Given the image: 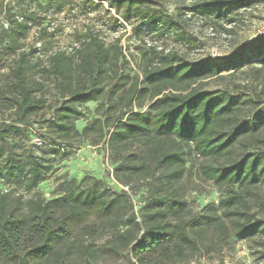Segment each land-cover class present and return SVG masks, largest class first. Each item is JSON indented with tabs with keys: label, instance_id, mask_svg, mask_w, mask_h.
<instances>
[{
	"label": "trees",
	"instance_id": "trees-1",
	"mask_svg": "<svg viewBox=\"0 0 264 264\" xmlns=\"http://www.w3.org/2000/svg\"><path fill=\"white\" fill-rule=\"evenodd\" d=\"M98 1L107 2L125 21L135 17L141 25L190 40L180 12L156 10L151 0ZM256 1L198 0L190 10L233 22L239 9ZM139 29L133 25L134 36ZM257 37L225 61L192 62L137 46L141 72L130 76L122 69L121 47L87 29L70 51H55L41 67L53 76V104L46 91L40 92L44 84L33 78V65L20 55L10 83L0 88V106L12 112V120L0 122V182L31 191L48 178L52 164L19 153L12 139L19 132L27 135L33 116L49 108L45 132L60 144L88 139L98 145L107 138L112 175L130 191L91 175L51 199L11 197L0 189V264H68L75 257L96 264L107 254H124L126 264H170L199 250L208 233L222 240L231 234L243 240L260 237L264 220L248 204L256 194L253 187L264 181V138L259 135L264 101L257 93L201 87L210 77L246 63L264 66V35ZM92 101L95 116L87 119ZM78 119L86 120L81 129L75 125ZM250 139L260 144L254 148ZM49 149L60 152L56 146ZM191 156L203 158L196 170L221 196L218 206L186 218L190 211L183 179ZM222 157L231 158L220 163ZM140 187L146 190L138 218L131 192Z\"/></svg>",
	"mask_w": 264,
	"mask_h": 264
},
{
	"label": "rangeland",
	"instance_id": "rangeland-1",
	"mask_svg": "<svg viewBox=\"0 0 264 264\" xmlns=\"http://www.w3.org/2000/svg\"><path fill=\"white\" fill-rule=\"evenodd\" d=\"M0 1V88L10 83V72L17 64L18 57L23 54L30 65H33L30 69L33 78L44 84L40 92L46 91V98L52 104L56 99L53 76L42 72L41 67L47 66L48 57L55 51H70L76 44V38L84 30L98 31L107 44L121 47L126 59L122 63V69L124 73L135 76L141 72V58L137 46L154 47L162 54L176 53L192 62L225 61L235 52L246 50L245 45L257 42L259 37L255 35V29L264 19V0H257L253 5L239 9L233 22L212 19L191 11L190 8L198 0H151L150 5L156 10L167 9L173 14L181 13L186 20L184 29L190 38L188 42L177 39L167 31L141 25L135 17L125 21L105 1L102 4H97L100 3L98 0H94L96 4L87 0ZM133 25H140L139 35L134 36ZM201 87L207 90L228 89L245 96L257 93L264 101V66L256 61L249 62L235 71H225L222 76L210 77ZM95 107L94 101L87 104V119L95 116ZM50 112L49 108L40 111L33 116L32 124L27 127V135L19 132L12 139L19 153L26 157L30 154L39 155L43 161L52 164L48 178L31 191L18 190L0 182L2 191H7L11 197L22 199L36 194L51 199L61 195L72 184H78L85 175L104 178L114 188L130 191L126 186L117 183L112 175L113 165L108 159L107 138L98 145H91L88 139L79 142L71 140L62 145L59 140L45 132L44 121L48 119ZM11 116L10 110L0 106V122L5 119L12 120ZM85 122V119H78L75 122L76 128L81 129ZM259 135L264 138V129ZM250 140L254 142V148L260 144V141ZM51 146L59 147L60 152L52 153L49 149ZM230 158L222 157L219 162L227 163ZM202 160V157H192V162L187 163L189 169L185 171L183 183L184 198L187 199L190 212L186 214V218L200 214L208 206L219 204V188L196 170ZM145 190L140 187L136 193L131 192L132 204L138 218ZM253 190L256 194L249 198L248 206L257 211L258 217L264 220V181L253 187ZM97 240L102 241L100 238ZM263 250L264 233L250 240L239 239L233 234L222 240L219 234L208 233L199 250L188 252L183 259L170 264H264V260L259 258ZM124 262V254H107L96 264H126ZM68 264L84 263L75 257Z\"/></svg>",
	"mask_w": 264,
	"mask_h": 264
},
{
	"label": "built area",
	"instance_id": "built-area-1",
	"mask_svg": "<svg viewBox=\"0 0 264 264\" xmlns=\"http://www.w3.org/2000/svg\"><path fill=\"white\" fill-rule=\"evenodd\" d=\"M255 35L256 36H263L264 35V19L262 20V22L260 24H258L256 26Z\"/></svg>",
	"mask_w": 264,
	"mask_h": 264
}]
</instances>
